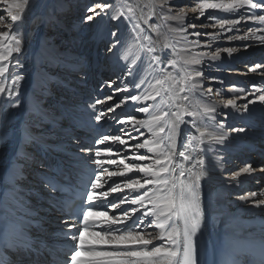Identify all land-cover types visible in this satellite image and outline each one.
Masks as SVG:
<instances>
[{
  "label": "bare ground",
  "instance_id": "1",
  "mask_svg": "<svg viewBox=\"0 0 264 264\" xmlns=\"http://www.w3.org/2000/svg\"><path fill=\"white\" fill-rule=\"evenodd\" d=\"M93 1L96 4L107 3L110 8L92 22L81 23L79 17L75 15H71L72 17H70V20L68 18L64 19V17L59 18L58 16H52L50 18L51 15L46 18L52 11L69 13V10L73 7H76L77 10L78 6L82 7L79 0H76L75 4H72L69 0H56V3L52 4L47 11L40 12H47V14L35 13L37 14L36 17H32L33 15L30 16L32 22L28 20V16L24 15L22 21L15 24L13 28L18 31L17 38L21 40V52L13 53L8 61H0V67H3L5 64L8 65V71L4 74H0V85H3L7 90L3 96H0V242L5 244L3 250L0 245V264H29L31 262L30 258H33V256L32 253H27L22 248L21 245L25 240H31L32 246L38 249H42V247L39 246L40 244L36 245L35 241H45L53 248L56 247L55 243L61 242L58 240L50 241V239L54 236L56 231L67 228L68 222L54 212L50 204L54 201L53 194L40 184V176L49 172L48 167L51 166L52 162L56 159H61L63 163L70 167L75 165V163L65 157L64 152L71 153L75 155V157L86 158V156H94L96 148L112 146L113 152L117 153L116 147H121L120 155L117 154L109 157L102 154L101 159L107 160L116 158L115 160L119 161V159L123 157L127 163H132V157L135 155H150L145 149L136 152L131 148L112 145L110 141L104 142L103 144L96 143L92 146L83 145L84 140L93 138L96 132L99 134L102 130H109L112 122L123 119L124 116L121 115L120 112L126 114V111L134 109V113L138 114L137 116L135 115L137 119H148L149 114L153 113L154 109L162 108L163 111H168L166 106L160 105L159 99H157V101L141 100L136 102L129 99L121 105L120 108L115 109L114 112L116 113L113 117H102L100 121L95 120V115L101 112L107 113V109L110 105L109 103H113L112 100L119 101V99L124 96L140 95L143 93L145 89L148 88V83L141 85L140 88L134 87L135 83L141 78H146L147 81L152 84H155V80L160 78L161 73L153 70L156 68L155 65L148 67L146 59L143 61L139 59V57L144 56L141 45L155 47L158 50L161 49L165 42L171 45V58L177 60V67H170L167 64L162 66L171 71L177 79L181 76V73L178 72L177 69L182 66L183 61L190 60L195 54L204 52L200 48L201 43L199 41L197 43L198 46L193 47L190 43L192 41L189 39L190 35L186 32L180 33L175 31L179 28L177 20L170 19L171 16L176 15V13L172 12L173 8H175L173 5L176 3L175 0H132L139 14L136 17L139 18L136 20L134 18L130 22L126 21L124 17H118L117 19L111 18L118 10H121L120 5L115 2V0ZM161 5H163V8H161ZM58 7L60 9H58ZM97 11H99V9H97ZM238 11L239 9H237L236 12L238 13ZM252 11H255L256 15H264V11L262 10L257 9ZM234 13L235 12H233V14ZM165 17H169V19L165 20ZM145 19L148 20V24L155 25L159 33L151 31L148 25L143 22ZM48 22H56L60 27V30H54V34L59 40H53L52 37L48 39L44 35H41L39 31L37 32L40 27L44 24L46 25ZM137 22H139V29L134 28ZM257 22L258 21H256V23ZM53 24L56 25L55 23ZM241 26L240 24L239 27L236 28V30L239 31L236 36L232 34L233 29L226 30L222 29L220 26L218 27L220 32L217 33V40L223 43L218 46L220 58L211 61L210 54L212 52H204L209 55L205 57L200 66L204 73V87L209 84L205 89L211 88L212 92L210 96L203 98L199 97L198 100L201 104L216 105L218 109L225 110V112L235 115V118L239 117L240 120H246V122L247 120H251L252 123L255 121L254 119H264V103H260L257 106H248L246 111L238 112L236 109L223 108V100L220 98L221 93L222 96L226 94L229 97L231 96L232 99H237L238 103L239 99L242 98L238 96L247 95V90L240 88L242 91L232 92L231 90L235 88L234 85L247 87L250 81V83L253 84L254 82L257 84L261 82L264 83V62L261 63L260 58L257 59L258 56L255 54H264V40L261 39V37L264 36H259V34L257 35L256 33L252 36L248 34L240 35V31H244V28H240ZM35 27H37V29ZM34 29L36 30L34 31ZM141 29H143V31H140ZM7 30L10 31V37L8 40L0 42V48H3L4 45L14 46V42L10 40L13 32L12 30ZM62 30L71 31V34H63ZM74 31H77L78 35L73 34ZM107 32L110 34L116 33V35H111L109 39ZM138 33L139 35H137ZM145 36H151V42L145 40ZM185 36L187 40L183 39ZM230 37L232 39H229ZM238 37H244V39H238ZM121 38L122 41L117 47H113L111 50L109 48L108 52L104 51V55L106 54L105 56L102 55V50L99 49L100 47H96L100 42L105 43L107 41H110L111 45H113ZM89 41H91L93 47L87 49V53L84 54L85 46ZM233 42H244L246 46L239 47L238 45H234ZM65 43L66 45H64ZM73 44H76L78 47L77 50L74 51L76 53L75 58L84 57V62L82 64L69 63L68 69L76 71L75 74H79L76 75L79 77V81L73 84L75 86H71L62 81L58 83L55 82L53 85L58 89L59 92L57 93L60 94L59 96L52 94V92L45 91L46 89L41 92L38 91L44 88L43 82L45 80L56 81L58 79L55 75L51 76V74L45 71L44 67L40 65L48 64V66L52 68L55 66L54 64H57L61 68L67 69L65 65L59 63L62 57L67 56V54L71 52V50H64H66L67 47L73 46ZM223 45H227V47ZM229 48L235 49L231 55L223 51V49ZM242 51L244 52L240 54ZM125 56H127V59L124 58ZM253 58L256 63H254L252 67H249L251 65L248 63L251 62ZM243 59L246 61L240 67L242 71L231 67L230 64H234ZM133 60L137 61L139 67H135L134 74L129 75L128 69L134 68ZM17 61L20 65H23L22 68L16 66ZM97 64H100L101 71L97 72L99 77L96 76L93 77V79H96V81L102 79L104 81L103 88H99L98 85L94 86L93 83L92 85L89 84L86 76L82 74L84 68L86 75L91 73V68ZM257 65L261 67L257 68L256 71H252L251 69L255 68ZM222 67L226 68V73L222 76L223 80L208 77L207 74H209L210 69H213L214 73L216 69H218V73L225 72L221 70ZM247 68L250 69L247 70ZM244 70H246L247 74ZM112 72L114 73L112 74ZM120 72L122 73L121 75L119 74ZM41 74L44 77L43 81L40 79L42 77ZM17 76H21L23 79L19 82H15ZM82 79H85L84 82H82ZM74 81L76 82L77 80ZM113 81H115V83H112ZM224 81H230L232 86L229 85L227 90L221 93L214 92L215 86ZM109 84H111V88ZM85 85L91 86L87 88ZM113 88H127L128 91L123 92V94H119L121 92H117L116 94V91L112 92ZM251 88L254 89L257 87L250 86L249 89ZM103 89L109 93L104 100H99L104 103L97 104V100H95L94 105L82 103L84 96L91 101L97 97L94 92L102 91ZM109 89H111V92H108ZM55 90L56 89H54V91ZM70 92H72V95ZM9 93H11V95H9ZM111 94H113V97L111 100H108L107 97L111 96ZM38 95H44L45 98H48V102H52L53 109L45 108V110H43L44 112L49 111L47 114L38 111L41 110L39 102L37 108H31L30 103L35 104L36 101H38ZM41 98L43 99V96ZM192 99L193 102L196 101L195 97ZM149 105H152V107H150L148 114L135 111V109L139 107ZM237 105L242 106V104ZM48 106L50 105L46 104V107ZM97 106L99 107L98 112L95 110ZM27 121L32 124V126L38 128L35 130L39 135L29 130ZM43 122H46L45 126L47 124L48 126L40 128L39 125L41 123L44 124ZM206 122L208 121H205V123ZM57 125L59 127H57ZM120 125L122 124L116 122L115 128L117 129ZM46 128L51 132L46 131ZM130 128L129 126L128 129ZM213 128L214 126L209 127L208 131L214 135H219L220 130ZM224 129L228 130L226 128ZM56 130L65 135V137H62V140L67 138L69 141L60 140ZM140 131L145 133L144 136H148L145 138H151V134L148 133L145 128H141ZM259 132L260 131H258V133ZM126 133L133 137L132 139H129L128 135H124L123 137L129 140L130 145L136 140H141L140 138L144 137H139L138 132H135L137 133L136 136L132 132L130 133V131H126ZM181 134H183V126L181 128ZM261 135L262 137L264 136L263 133H261ZM136 137H139V139H136ZM262 137L260 136L259 139ZM236 141H239V143H236ZM244 141L242 136H236L234 139L233 136H228L224 144H212L209 146V150L206 153L205 159L209 162V174L206 179H202L201 181L200 192L203 223L200 232L197 234L198 264H215L219 249L218 244L224 237L264 241V224L260 223L264 222V207L259 208L256 203L257 201H262L259 200L261 197L256 195L255 197H248V199L242 200L240 199L241 196L236 197L230 195L232 191L243 188L246 184L252 186L254 190L256 189L255 193L257 189H260V192L264 190V171H262L264 170V164L256 168L251 166L253 169L251 174H242L236 179H233V176L237 171L231 175L228 173L232 165H225L224 158L236 157L233 152L234 150L243 152L247 149H253L252 147H248ZM77 142L80 143V147H77ZM30 143L33 145L30 146V148L24 146V144L30 145ZM220 148H227L228 151L221 150ZM88 149H92V152H89ZM259 152L261 154V151ZM254 153L255 152H248L246 157H258L259 154L256 155ZM124 155H128L129 158H127V156L124 157ZM69 157L75 159L73 156ZM91 159L93 160L95 157ZM42 160L45 161V165L39 167ZM261 160L264 161V159ZM105 165L109 167V169L107 168L109 171L122 170V165L119 164L110 165L105 163ZM29 172H31V176H26L25 178V174ZM23 176L24 179L19 181ZM128 177L143 179V174L133 172L126 174L125 177H113L111 180H108L105 176L101 181L104 188L100 190L107 191L109 187L114 186V182L121 183V181ZM33 179H36L35 183ZM229 186L232 187L231 191L228 190ZM121 187H123L122 184ZM134 195H136V193L128 189H124L123 192L111 193L105 198L108 205L106 211H108L110 216L120 215L122 206L125 208L129 206L130 208L132 205L128 203L117 204V202H119L121 198H131ZM246 196H248V194ZM111 203H116L118 207L116 209H111ZM219 224L221 225L219 226ZM148 231L155 234L158 229L153 226L151 229H148ZM66 242L70 245L73 243L71 240H67ZM154 243L158 244L160 241H155ZM17 252L20 255H18ZM23 252L27 253V256H24Z\"/></svg>",
  "mask_w": 264,
  "mask_h": 264
},
{
  "label": "snow or ice",
  "instance_id": "2",
  "mask_svg": "<svg viewBox=\"0 0 264 264\" xmlns=\"http://www.w3.org/2000/svg\"><path fill=\"white\" fill-rule=\"evenodd\" d=\"M29 3L30 0H0V5L7 13V20L11 21L5 23L6 17L0 15V24H3L6 29L12 30L15 24L22 21ZM245 6L250 10L264 11V0H258V2H253V0H226V2L225 0H219V2L200 0L192 11L194 13L198 11L203 16L205 10L209 9L232 13ZM109 8L107 3L89 7L85 21L92 22ZM187 15L188 13L181 9L179 13L170 17L172 20L181 22V27L175 31L180 33L187 31L183 26L184 18ZM118 17H124L126 21L130 22L135 18V10L128 5L126 11L118 10L111 18L117 19ZM167 19L169 17H165V20ZM209 19H215V16H210ZM245 19L264 23V15H256L253 12L252 15H242L240 20H222L220 27L223 28L225 24L236 26ZM143 22L148 25L151 31L159 33L158 28L148 24L147 19ZM189 27L195 28L196 25L191 24ZM134 28L139 29V22L134 25ZM111 35L115 36L116 33ZM194 35L200 36V32H195ZM9 37L10 31H0V42L8 40ZM144 39L151 42V36H145ZM183 39L187 40V37L185 36ZM238 39H244V37H238ZM261 39L264 40V37ZM11 40L14 42V46L4 45L3 48H0V61H8L13 53L21 52V40L17 38L15 33L11 34ZM190 43L193 47L198 46L196 41ZM119 44L120 41L117 40L115 44L110 46V50ZM141 49L144 56L139 57V59L141 61L146 59L148 67L155 65L156 68L153 70L161 73L160 78L155 80V84L148 82L146 78H141L134 87L140 88L141 85L148 83V88L140 95L122 97L114 106L108 107L107 112H114L129 99L133 102L157 101L159 99L160 105L166 106L168 111L157 108L149 114L148 119H137L135 116L129 115L116 121L119 124L130 126L134 132L139 133V137L145 135L144 132L140 131L141 128H145L151 134L150 139L145 138L142 142L130 145L129 140L123 137L124 135H128L129 139L133 137L124 130H120V134L106 135L103 140L96 141V143L103 144L110 141L112 145L131 148L136 152L145 149L150 155H135L132 157L133 162L127 163L123 157L119 161L100 159L102 154L109 157L118 154L113 152L112 146L95 149V159L92 163L100 169V173L95 175L94 180L89 178L88 182L84 183L85 188L90 183L92 189L86 193V199L89 202L88 207L84 210L83 200L85 197L79 193L73 196L71 200L64 202L63 210L70 218H76L75 222L67 224V228L75 230L76 234L64 233V237L73 243L68 246L67 251L63 252L62 256H57L53 249H48L53 258V264H198L197 234L200 232L203 223L201 181L206 179L209 174V162L206 161L205 156L210 145L224 144L228 138V133L223 131L225 128L223 121H216L217 106L201 104L199 100L193 102L192 99L211 95V88H204V73L200 67L202 61L209 54L197 53L190 60L183 61L182 66L177 69L181 73L180 78L177 79L171 71L162 66L167 64L170 67H177V60L171 58V45L165 42L160 50L148 45H141ZM223 51L231 55L235 49L229 48L223 49ZM124 58L127 59V56ZM219 58L220 50L210 54L211 61ZM133 65L134 68L128 69L129 75H133L135 67H139L136 60H133ZM16 66L23 67L18 61ZM259 67L261 66L257 65L251 70L256 71ZM7 71V64L0 67V74ZM21 79L23 77L17 76L15 82H19ZM6 91L5 87L0 85V96H3ZM115 91L127 92L128 89L117 88ZM231 91L242 90L233 88ZM107 99L111 100L112 96L107 97ZM256 99L264 102V95H260ZM254 102L249 100L244 105L238 106L237 99H228L222 101V107L236 109L238 112L246 111L248 105ZM96 103L102 104L104 102L97 100ZM150 107L152 105L139 107L135 111L148 114ZM103 116L105 113L101 112L95 115V120L100 121ZM182 126L183 134H181ZM212 126L220 130L219 135H214L208 131V128ZM232 131L243 132L244 129H232ZM88 151L92 152V149H88ZM105 163L122 165V170L109 171L103 167ZM252 171L251 165H248L236 172L233 179L239 178L242 174H251ZM133 172L143 174V179L128 177L121 183L114 182V186L109 187L107 191L99 190L104 188L101 183L102 177L106 176L108 180H111L113 177H125L126 174ZM124 189L136 193L131 198L124 197L119 201L120 204L132 205L130 208L122 209L121 214L116 216H110L108 211L95 210L97 200L106 198L111 193L123 192ZM256 195L255 192H252L248 196L240 197V199L246 200L248 197H255ZM77 199L79 203H77ZM256 203L257 206L262 205L264 200ZM102 207L107 208L108 205L104 204ZM117 207L116 203H111V209ZM137 213L140 214L137 215ZM129 220L132 221L131 226L125 225V222ZM96 224L106 227L102 232L90 231V228ZM117 225H125V227H115ZM153 226L158 229L155 234L148 231ZM155 241H160V243L156 244ZM21 246L27 253L35 251L31 240H25ZM261 264H264V259L261 260Z\"/></svg>",
  "mask_w": 264,
  "mask_h": 264
},
{
  "label": "rangeland",
  "instance_id": "3",
  "mask_svg": "<svg viewBox=\"0 0 264 264\" xmlns=\"http://www.w3.org/2000/svg\"><path fill=\"white\" fill-rule=\"evenodd\" d=\"M55 1L56 0H30V3L27 5V9H26L24 15L28 16L29 17L28 20L31 21L30 16H32V15H33L32 17H36L37 14H47V12L46 13H40V12L47 11L52 4L56 3ZM66 1H68V0H66ZM79 1L81 3V6L82 7L78 6L77 7V10H76V7H73L71 10H69L70 11L69 13H59L57 11H52L51 13H49L46 16V18H48L51 15L50 18L52 16H58L59 18L60 17H62V18L64 17V19L68 18L70 20V17H72V16L75 15V16H78L79 17V21L81 23L86 22L85 21V16L88 14L87 13V9L89 7H94L96 5V3L93 0H79ZM175 1H176V3L173 4L175 8H173V11L172 12L177 14L183 8V10L188 13V15L186 16L188 19L186 17L184 18L185 20L183 21V26L187 29L186 33L188 35H190L189 36V39H191L192 41H196L197 43L199 41L201 43V47L200 48L204 52H208V51L209 52H212V53L213 52H216L217 50H219L218 49V46L221 45V44H223V43L218 42V40H217V33L220 32L218 30V27L220 26V22L222 20H240L242 15L248 16V15H252L253 12L255 13V11L250 10L246 6L244 8L239 9L238 13L235 12L234 14H233V12L232 13H229V12H225L223 10H210L209 9V10H205L204 15L201 16L198 11L195 12V13L192 11V9L195 7V5L197 3L200 2V0H175ZM69 2H72V4H75L76 3V0H69ZM115 2H117L120 5L121 9H123L125 11H126V6H128V5L132 6L134 8V10H135V20L137 18H139V17H136L139 14H138L137 9H136L137 7H136L135 3L132 0H115ZM215 2H219V0H215ZM58 9H60V8L58 7ZM61 10H63V9H61ZM35 13H37V14H35ZM0 15H3V16L6 17L5 23H10L11 22V21L7 20V13L5 12L3 6H1V5H0ZM210 16H215V19H209ZM53 23H55L57 25L56 22H53ZM53 23L52 22H50V23L48 22L46 25L44 24L42 27H40V29L37 30V32L39 31L41 33V35H44L48 39L50 37H52L53 40H59L58 37L55 36L54 30H56V29H59L60 30V27L58 25L57 26L54 25ZM191 24H195L196 27L195 28H191V27L189 28V25H191ZM240 24L242 25L240 28H244V31H242V30L240 31V35H242V34H248V35H251L252 36V35H254L256 33L257 35L259 34V36L260 35L264 36V23H261L259 21L256 23L255 20H247V19L241 20V22L238 25H236V26H232V25L225 24L222 29H226V30L233 29L232 30V34L236 36L239 33V31H237L236 28H238ZM177 25H179V27H181V22L180 21H177ZM35 28L37 29V27H35ZM36 29H34V31ZM5 30H7V29L4 27V25L3 24H0V31H5ZM66 31L67 30H62V33L63 34L68 33V35L71 34V31H67V32ZM255 31H257V32H255ZM12 32L15 33L16 35L18 34V31L14 30V29H12ZM195 32H200V36L194 35ZM230 33H231V31H230ZM34 34H35V32H34ZM73 34H77L78 35L77 31H74ZM107 34H108V38L110 39L111 34L108 33V32H107ZM213 36H215V39H213ZM226 37H228V36H226ZM67 41H69V40H67ZM119 41L121 43L122 38ZM88 43H89V45H88ZM233 43H234V45H238L239 47H245L246 46V44H244V42H233ZM64 45H66V43ZM248 45H250V44H248ZM251 45H254V44H251ZM110 46H111V42L110 41H107L105 43L100 42L96 47L97 48L100 47L99 49L102 50L101 53H102V55H104V51L108 52ZM223 46L227 47V45H223ZM91 47H93V44L91 43V41L87 42V44L85 46L84 54L87 53L86 50L89 49V48H91ZM77 48L78 47L76 46V44H73V46L67 47V49L64 50V51L71 50V52L68 53L67 56L62 57L59 64L65 65L67 67V69H63L60 66H58L57 64H54L55 66L52 67V68L50 66H48V64L40 65V66H43L44 69H45V71L49 72L51 74V76H54L55 75V77H58V79L56 81H51V80H48L47 81V80H45L43 82L44 83V88H42V89H40L38 91L41 92L42 90L46 89L45 91L52 92V94L59 96L60 94L57 93V92H59L58 89L56 88L55 85H53L55 82L58 83V82L62 81V82H65V83H67V84H69L71 86H75L73 84H76L79 81V79H78L79 77L76 76V75H79V74H75L76 71L69 70L68 68H69V65H70L69 63L82 64L84 62V57L75 58L76 53L74 51L77 50ZM244 51H245V49H244ZM244 51H242L240 54H242ZM255 54H256V56L260 57V60H261L260 62L261 63L264 62L263 61L264 60V54H258V53H255ZM245 61H246L245 59L239 60V61L235 62L234 64H230V65H231V67H233V69L242 71V69L240 67H241V65L244 64ZM248 61H250V60H248ZM254 63H256V62H255V60L253 58V59H251V62L248 63L249 65H251L249 67H252ZM96 69H97V72L98 71H101L100 64H98V67ZM225 69H226L225 67H222L221 70H224L225 71ZM249 69L250 68H247V70H249ZM84 70H85V68L82 71H84ZM57 71H59V72H57ZM78 71H81V70H78ZM217 71H218V69H216L215 70V73H214L213 69H210L209 70V74H207L208 77L209 78L210 77H213V78H216L217 80H223L222 76H223V74L226 73V71L225 72H222V73H218ZM216 72H217V74H216ZM244 72L247 74L246 70H244ZM113 73L114 72H112V74ZM119 74L121 75L122 73L120 72ZM43 78L44 77L42 75V77L40 79H42V81H43ZM86 79H87V77H86ZM74 80H77V81L75 82ZM84 80L85 79H82V82H84ZM92 81L89 82V84H91V85H92V83L95 84V82H92ZM250 82L248 83V86L247 87L242 86V85L241 86L234 85L236 89H240V88L242 89L243 88V89L247 90V95H239L238 96V97H242V98L239 99V101H238L237 104H240V105L242 104L243 105V104L247 103L249 100H252V101H255V102L249 104L248 106H257L260 103H264V102H260L259 100L256 99V97H258L260 95H264V83L261 82V83L257 84L256 82H254V84H253V83H250ZM79 85H81V84H79ZM97 85H98L99 88H103V85H101L100 83L97 84ZM208 85L209 84L205 85L204 88H207ZM229 85H231V82L230 81H228V82H225L224 81L223 83H219V84H217L215 86L214 92H220L221 93V92L227 90V88H228ZM250 86H253V87L256 86L257 88H254V89L251 88V89H249ZM224 87H226V88H224ZM54 89H56V90L54 91ZM105 89L102 90V91H104L103 92L104 93V96H106V95L109 94V93H107L105 91ZM110 90L111 89H109L108 92H111ZM115 90H116V88H113L112 89V92L115 91ZM70 93L72 95V92H70ZM116 94H117V92H116ZM119 94H123V92H121ZM221 94H220V98L223 101L228 100V99L231 98V96L229 97L226 94L222 96ZM39 96H41V97L43 96V99L41 97H39ZM111 96L113 97V94H111ZM102 98H100L99 100H101ZM104 98L102 100H104ZM198 98L199 97H195V100H198ZM37 99H38V101H36L35 104H31L30 103L31 108H34V109L37 108L38 102H39V107L41 108V110H38V111H40V113L42 112V113H46L47 114L49 111L44 112L43 110H45V108H51V109H53L52 102H48V100H47L48 98H45L44 95H38L37 96ZM120 99H119V101H120ZM119 101H113L112 100V102L114 103V105L116 103H118ZM94 102L95 101H93V103ZM46 104H49L50 106L46 107ZM218 111H219V113H218ZM217 113L218 114L216 116V121L217 122L218 121H221V120L223 121V123L225 125V128L228 129V130L223 129V131L227 132L229 137L230 136H233V139H234L236 136H242L243 140H245L244 141L245 144L248 147H252L253 148L251 150L250 149H247L248 151L247 150H244L243 151L244 153L242 151L237 152L236 150H234L233 152H234V155L236 157H233V156L230 157L229 156L230 158H227V159L224 158L223 160L225 162V165H229V164L232 165V166H230V168L228 170V173L231 175V174L235 173L236 171L238 172V170L240 171L241 168H244V167H246L248 165H251L254 168L263 165L264 164V161L261 160L263 158H261V156H260V152H259L260 150L257 149V146L260 145L263 142V137L261 139H259L260 138V135L257 134L258 131H261L262 130L261 124L258 123V120H255V121L253 120L254 122H252V123L255 124V125H253V124H249L248 122H246V120H240L239 117L235 118V115L230 114L228 112H225V110H222V109L220 110V109L217 108ZM220 113H222L223 115H221ZM135 115L137 116L138 114L134 113V109H131V116H135ZM239 115H243V114H239ZM28 119H29V117H28ZM43 123L44 124L41 123L39 125L40 128H43V127L48 126V124L45 126V123L46 122H43ZM206 123H208V122H206ZM27 124L29 126V130L32 133H36L37 135H39V133H37V131L35 130V129H38V128H36L35 126H32V124H30L28 121H27ZM46 129H47L46 131L51 132V131L48 130V128H46ZM213 129L218 130L217 128H215V126H214ZM232 129H244V131L243 132L232 131ZM131 132L135 136L137 135V133H135L133 131H130V133ZM56 133L58 135V138H60V140H62V137H65L64 134L59 133V131H57V130H56ZM219 134H220V132H219ZM256 134H257V138L255 137ZM146 136L140 138L141 140H136L133 144L137 143V141L138 142H141L143 139H145ZM62 141H69V140L66 138L65 140H62ZM231 143H232V141H231ZM236 143H239V141H236ZM24 146H26L27 148L28 147L30 148V146H33V145L30 143V145L29 144H24ZM77 147H80V143L79 142H77ZM32 148H34V147H32ZM120 148L117 149V153L120 152ZM220 149L221 150L228 151L227 148H220ZM248 152H255L254 154H256V155L259 154L258 155L259 159H258V157L252 158V156L251 157L249 156V158L246 157V154ZM126 156H127V158H129L128 155H124V157H126ZM233 165H235V166H233ZM239 165H240V167H239ZM26 176L27 177L31 176V172L25 174V178H26ZM23 179H24V176L22 178H20L19 181H21ZM33 181L35 183L36 182V179H33ZM263 182H264V180H263ZM225 183H228V182H225ZM231 189H232V187L229 186L228 187V190L231 191ZM255 190L253 189L252 186L246 184L245 187L240 188V189H236V190L232 191L230 195L231 196H236V197H240V196L242 197V196H246L250 192H253V191L255 192ZM259 190L260 189H257V192L256 193H257V195L259 197H261V199H259V200H263L264 199L263 198L264 197V190H263V192L262 191L260 192ZM236 199H234V200H236ZM255 200H257V199H255ZM262 205H264V204H262ZM262 205H259V208H263L264 206H262ZM220 225L221 224H219V226Z\"/></svg>",
  "mask_w": 264,
  "mask_h": 264
}]
</instances>
